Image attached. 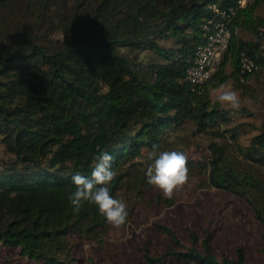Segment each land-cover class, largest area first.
Instances as JSON below:
<instances>
[{"label": "trees", "instance_id": "trees-1", "mask_svg": "<svg viewBox=\"0 0 264 264\" xmlns=\"http://www.w3.org/2000/svg\"><path fill=\"white\" fill-rule=\"evenodd\" d=\"M238 2L0 0V246L15 253L2 264H78L79 241L105 246L113 226L95 205L76 213L68 199L72 177H90L101 152L113 157L108 187L126 202L128 225L137 206H172L147 183L150 153L185 152L199 137L210 155L188 159L189 180L244 199L264 242V121L255 122L264 108L249 105L264 99V0L230 19L216 74L201 88L187 79L219 20L213 7ZM243 54L259 70L244 72ZM230 84L239 110L212 100ZM157 228L174 247L146 246V264H253L243 248L219 259L210 232L191 234L189 246Z\"/></svg>", "mask_w": 264, "mask_h": 264}, {"label": "rangeland", "instance_id": "rangeland-1", "mask_svg": "<svg viewBox=\"0 0 264 264\" xmlns=\"http://www.w3.org/2000/svg\"><path fill=\"white\" fill-rule=\"evenodd\" d=\"M258 14H264V8H259ZM225 88H232V85ZM211 94L212 100L217 101L219 90H214ZM249 105L253 108H264V99ZM221 106L230 108L226 104ZM256 111L259 116L255 122L261 125L264 112L260 109ZM201 141L202 137H199L196 141L189 140L188 146L185 145L189 160L197 162L209 157L210 153L203 150L206 143L199 148ZM201 180L199 177L191 179L181 190L176 191L170 199L174 201L172 206L158 208L144 203L135 207L132 222L119 229L112 227L105 246L85 240L79 241L75 249L78 264H146V246L154 252L162 253L174 245L171 238L157 228V225L161 224L170 227L178 238L189 246L191 234H196L202 240L206 232H210L212 245L219 259L224 256L235 259L237 250L243 248L249 263L262 264L264 254L261 249L264 242L261 227L250 206L236 195L202 188ZM155 193L169 199L156 188ZM14 255V252L0 246V264Z\"/></svg>", "mask_w": 264, "mask_h": 264}, {"label": "clouds", "instance_id": "clouds-1", "mask_svg": "<svg viewBox=\"0 0 264 264\" xmlns=\"http://www.w3.org/2000/svg\"><path fill=\"white\" fill-rule=\"evenodd\" d=\"M217 102L226 104L234 110L241 107L238 92L220 85ZM153 159L146 169L147 183L158 189L164 197L171 199L176 191L181 190L189 181L188 156L180 150L150 153ZM113 157L108 152H101L95 157L91 176L76 174L72 177L75 191L68 199L73 211L78 213L84 202L95 205L101 215L114 228H121L128 222L129 213L123 199L114 198L108 185L114 180L116 173L112 170Z\"/></svg>", "mask_w": 264, "mask_h": 264}, {"label": "built area", "instance_id": "built-area-1", "mask_svg": "<svg viewBox=\"0 0 264 264\" xmlns=\"http://www.w3.org/2000/svg\"><path fill=\"white\" fill-rule=\"evenodd\" d=\"M253 2L254 0H239L236 7L224 10L217 6L213 7L219 20L210 21L212 27L207 35V42L197 52L194 65L188 71L187 79L195 87H203L216 74L230 45L232 36L229 28L230 19L236 16L238 10ZM261 36L264 37V28L261 30ZM242 69L244 72L253 73L259 70V65L243 54Z\"/></svg>", "mask_w": 264, "mask_h": 264}]
</instances>
